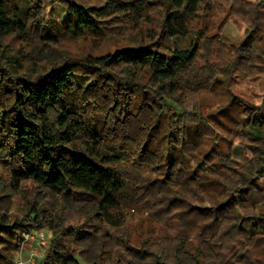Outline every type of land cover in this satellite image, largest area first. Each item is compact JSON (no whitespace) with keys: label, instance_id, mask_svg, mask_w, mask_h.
I'll return each instance as SVG.
<instances>
[{"label":"trees","instance_id":"1","mask_svg":"<svg viewBox=\"0 0 264 264\" xmlns=\"http://www.w3.org/2000/svg\"><path fill=\"white\" fill-rule=\"evenodd\" d=\"M244 1L245 42L222 48L190 27L204 0H0V166L9 172L0 187V264H13L24 233L45 227L53 238L43 264H80L77 255L85 264H264V107L236 124L247 151L237 163L236 149L211 133L221 120L202 117L186 98L192 86L264 73L252 44L264 56V0ZM57 5L64 22L47 19ZM155 7L160 31L147 20ZM131 33L137 41L113 54L76 59L57 47ZM186 37L187 49L168 45ZM192 186L212 193L208 208L181 196ZM156 187L204 211L210 233L131 248L120 232L124 206ZM14 195L25 198L19 217L5 206ZM80 204L84 222L69 225Z\"/></svg>","mask_w":264,"mask_h":264},{"label":"rangeland","instance_id":"2","mask_svg":"<svg viewBox=\"0 0 264 264\" xmlns=\"http://www.w3.org/2000/svg\"><path fill=\"white\" fill-rule=\"evenodd\" d=\"M148 1L152 4L160 0ZM240 3L239 7V3L236 0H204L201 11L191 20V29L194 31L202 30L205 38L210 43H217L222 48L240 47L245 42V27L241 23V18L244 16L242 11L245 1L242 0ZM162 18L163 14L160 7H155L150 9V16L147 20L152 23L153 27L158 29ZM47 19L64 22L67 19L66 9L61 5H57ZM158 31L160 30L158 29ZM136 37L131 33L128 38L121 40H114L108 37L109 39L106 41L91 36L78 41L60 39L57 47L65 56L84 59V57L89 55L113 54L123 47L131 46L133 42L137 41ZM192 42L193 39L191 37L176 38L171 39L168 45L173 49H187L191 47ZM252 44L256 56L264 58L256 46L258 45L256 39L252 40ZM211 54H213L211 56L212 59H217L219 56V54H214L213 51H211ZM227 60L228 58L225 56L217 60V62L222 66L227 63ZM78 80L85 85L88 83L89 78L79 77ZM192 87L186 94L190 104L189 108L194 109L195 112L204 118L213 115L214 119L218 118L221 120V123L214 126L215 130H211V133L214 131V139L220 142L221 147L228 148L229 145L234 147L236 150H234L232 156L237 163L241 162L243 154H247L246 148L243 146L246 142L244 135L239 132L240 127L236 126V124L240 123L242 125L244 120L259 112L256 109L264 107V73L253 78H244V76L238 74L231 79H225L224 82L215 81L214 84H209L206 87L202 85H199L198 88L196 86ZM245 104H248L252 110L245 109ZM138 107L139 105L136 104L135 108ZM229 113L231 116L224 119V116L227 117ZM221 124L224 125L222 129L219 128ZM211 145L212 143L209 142V147ZM153 178H155V175ZM8 183L9 172L0 166V187ZM31 187L29 183L25 185L26 190L31 189ZM182 192L184 194H181V196L187 198L193 205H197V202L203 204L207 199H212V193L203 192L201 188H193V186L190 189L187 187L186 193ZM141 195L142 198L136 204L128 203L124 206L126 226L120 232L129 239L128 244L131 248H140L147 243H155L160 248H170L174 234L195 238L200 233L202 236L210 233L212 220L207 217V214L202 210L191 208L186 202L176 201L174 190L161 191L156 187L147 194L143 188L141 189ZM28 197L32 199L31 194H28ZM235 199L236 202L239 201L238 198ZM206 203L203 204L204 208H208ZM25 204L24 196L14 195L9 198V203L5 204V206L11 215L19 217L23 214ZM79 208H81V204L72 213L71 220L68 222L69 225L78 226L84 222L85 217L78 213ZM252 224L253 221L243 220L241 229L253 233ZM108 229L112 234H116L117 230ZM41 230L45 233L43 242L27 241V234L38 233ZM27 234H23V241L20 250L14 255L13 264H18L20 261L22 264H43L53 238L52 232L45 227ZM119 251L112 250L111 254L118 256ZM249 255L255 259V256ZM76 257L80 264H85L79 255ZM244 259L242 258V260Z\"/></svg>","mask_w":264,"mask_h":264},{"label":"built area","instance_id":"3","mask_svg":"<svg viewBox=\"0 0 264 264\" xmlns=\"http://www.w3.org/2000/svg\"><path fill=\"white\" fill-rule=\"evenodd\" d=\"M27 241H35V242H43L45 240V233L41 230L38 233H31L26 235ZM18 264H22V262H18Z\"/></svg>","mask_w":264,"mask_h":264}]
</instances>
